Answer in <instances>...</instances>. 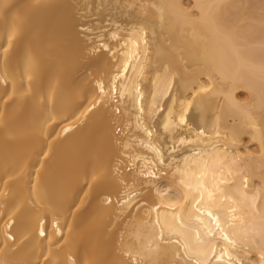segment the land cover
Masks as SVG:
<instances>
[{
	"label": "bare ground",
	"instance_id": "6f19581e",
	"mask_svg": "<svg viewBox=\"0 0 264 264\" xmlns=\"http://www.w3.org/2000/svg\"><path fill=\"white\" fill-rule=\"evenodd\" d=\"M0 264H264V0H0Z\"/></svg>",
	"mask_w": 264,
	"mask_h": 264
},
{
	"label": "rangeland",
	"instance_id": "374dc122",
	"mask_svg": "<svg viewBox=\"0 0 264 264\" xmlns=\"http://www.w3.org/2000/svg\"><path fill=\"white\" fill-rule=\"evenodd\" d=\"M119 133H122V132H119ZM249 145H250V146H252V144H251V143H250ZM80 187H81V186H80Z\"/></svg>",
	"mask_w": 264,
	"mask_h": 264
}]
</instances>
